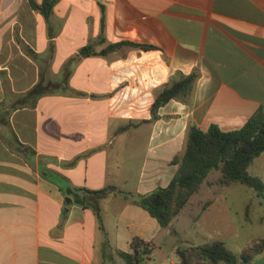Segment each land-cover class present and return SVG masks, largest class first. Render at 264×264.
<instances>
[{
  "label": "crops",
  "instance_id": "0c3cea01",
  "mask_svg": "<svg viewBox=\"0 0 264 264\" xmlns=\"http://www.w3.org/2000/svg\"><path fill=\"white\" fill-rule=\"evenodd\" d=\"M30 1L44 0H0V264H125L135 238L154 247L144 264H178L120 193L166 187L190 125L230 131L264 110V0H48L47 18ZM121 42L153 49L103 52ZM193 71L186 102L151 121L155 92ZM250 168L264 182V153ZM107 186L120 193L98 214L75 202Z\"/></svg>",
  "mask_w": 264,
  "mask_h": 264
},
{
  "label": "trees",
  "instance_id": "16d2710c",
  "mask_svg": "<svg viewBox=\"0 0 264 264\" xmlns=\"http://www.w3.org/2000/svg\"><path fill=\"white\" fill-rule=\"evenodd\" d=\"M51 1L44 0L41 5L30 1L33 10L47 18L52 12ZM121 46L139 47L152 50L147 45H136L130 42L111 44L103 51ZM82 57L98 54L92 46L80 49ZM198 73L179 75L171 79L155 92L151 106V121L157 119V110L171 100L186 102ZM43 93L40 86L34 87L24 95L23 101L34 106L37 98ZM264 153V110L259 109L242 127L224 131L216 125L202 130L190 125L186 131L185 144L180 155L172 160L177 171L166 187H158L150 193L139 195L117 192L115 186H107L97 191L75 189V202L83 208H91L98 214V202L111 193H120L124 199L143 208L155 218L162 228L168 227L181 213L192 195L198 192L202 183L213 171H218V184L227 186L240 184L251 189L257 198L264 201V182L258 176L251 175L249 168L253 161ZM153 245L141 239H133L131 252L119 253L125 264H144L152 253ZM175 256L178 264H252L253 260L264 253V239L246 245L240 254H234L223 241H211L198 246L177 247Z\"/></svg>",
  "mask_w": 264,
  "mask_h": 264
},
{
  "label": "rangeland",
  "instance_id": "374dc122",
  "mask_svg": "<svg viewBox=\"0 0 264 264\" xmlns=\"http://www.w3.org/2000/svg\"><path fill=\"white\" fill-rule=\"evenodd\" d=\"M249 173H253L252 168ZM219 177L218 171L211 172L191 196L186 214L179 215L172 226L163 228L160 251H155L154 256L168 254L173 246L211 241H223L238 255L246 245L264 239V201L244 185L218 184ZM170 257L175 259L173 254Z\"/></svg>",
  "mask_w": 264,
  "mask_h": 264
}]
</instances>
